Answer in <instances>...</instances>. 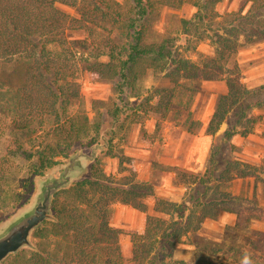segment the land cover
Wrapping results in <instances>:
<instances>
[{
    "label": "trees",
    "instance_id": "16d2710c",
    "mask_svg": "<svg viewBox=\"0 0 264 264\" xmlns=\"http://www.w3.org/2000/svg\"><path fill=\"white\" fill-rule=\"evenodd\" d=\"M221 1L130 0L125 9L113 0L64 1L76 13L71 16L58 9L55 0H0V139L7 130L27 138L31 149L37 147L33 155L25 156L35 159L28 173L42 176L57 163L56 158L67 157L75 147L98 142L99 123L90 121L85 113L67 112L70 101L79 96L80 74L113 83L115 103L109 118L120 129L126 120L138 123L141 113L147 114V101L149 104L152 98L136 106L130 102L138 98L136 84L147 70L165 73L174 90L182 87L178 80L224 81L227 91L217 99L206 126V134L214 136L232 109L239 108L249 95L238 64L229 63L239 38L205 34L209 29L206 23L221 18L216 12ZM246 1L251 15L264 13V0ZM183 4L195 9L189 19L181 20L179 37L184 38L183 48L179 51L175 46L179 37L147 44V19L160 8H179ZM251 15H239L237 26L252 25L255 37L264 39V18L258 16L252 21ZM252 41V37L245 38L246 43ZM202 42L217 47L215 58L207 63H199L193 56L196 44ZM167 104L153 106L155 113L160 109L168 112ZM263 105L257 102L240 107L244 130H226L224 137L251 133L258 117H247L245 110ZM15 155L14 150H9L6 156H0V181L6 180L5 164ZM214 155L210 156L211 166L216 163ZM230 166L219 180L229 183L235 178H257L248 165L234 161ZM130 173L129 178L108 175L97 158L87 177L54 195L53 220L44 222L33 233L35 250H22L7 258L5 264H187L171 260L174 246L194 235L205 220L216 219L226 211V203L235 199L224 193L223 200L190 197L174 203L156 197L150 183ZM212 174L206 170L204 178L194 179L190 185H203L207 193ZM28 181L27 195L32 191V180ZM1 195L0 185V200ZM148 201L153 203L154 214L146 216L142 233L130 235V257L124 259L118 242L120 231L109 223L112 208L122 204L145 212ZM22 202L17 200L11 210ZM254 209L255 214L248 218L246 209L240 206L231 210L236 216L234 228L247 229L252 219L262 220L259 210ZM254 236L259 242L264 239V233L255 232ZM249 247V251L230 250L222 262L199 258L194 264H264L260 255L263 247L251 243Z\"/></svg>",
    "mask_w": 264,
    "mask_h": 264
},
{
    "label": "rangeland",
    "instance_id": "374dc122",
    "mask_svg": "<svg viewBox=\"0 0 264 264\" xmlns=\"http://www.w3.org/2000/svg\"><path fill=\"white\" fill-rule=\"evenodd\" d=\"M55 1L58 9L71 16H76L74 9L63 4V2L76 1V3H80L82 0ZM113 1L122 4L124 9L130 2V0ZM216 10L221 18H216L206 23L209 25L208 28L211 30L210 32L207 31L209 29H206V31L203 30L205 34L209 36L215 33L226 38L230 36L239 38L236 53L232 56L229 63H232V61L237 63L238 54L242 53L245 59L243 68L255 63L257 66H264V39L255 37V30L252 25L249 26L239 23L240 25L237 26V18H239V15L244 17L251 15L249 12L250 4L246 0H222ZM192 12L193 8L186 4L179 8H160L147 19L145 42L147 44L158 43L161 39L166 37H179L181 20L189 19ZM258 16L264 18V13H253L251 15V20L255 21ZM249 37H252L253 41L251 43H246L245 38ZM179 38L175 46L180 51L184 45V38L182 36ZM215 52H217L216 45L210 42H202L196 44V52L192 55L197 62L207 63L215 58ZM249 52L256 56L253 61H248L250 57ZM223 64L228 65L227 62ZM240 71L243 77L241 68ZM178 81L182 87L174 90L171 79H169L165 73H156L147 70L136 84L135 94L139 95L138 98L130 100L133 106H136L143 102L144 99L147 98V100H151L152 98L149 103L151 105H149L147 101V114L144 115L141 113L138 123L130 124V121L126 120L122 128L118 129V125L111 123L109 118V112L115 103L113 83L109 80H91L86 73L82 72L77 81L79 96L70 101L67 112L69 114L85 113L90 121L101 125L99 134L105 129L112 130L111 132L113 135L110 141V149L107 148V150L101 152L98 156L100 164L106 174L129 178L131 175L130 172H133L134 177L137 179V165L140 163L143 169L147 170V173L144 172V174L146 175L145 177L149 175L148 183L151 184L154 195L157 196L160 191L165 192L170 198L174 199L168 200L170 202L181 203L183 200H188L190 197L200 198L206 201L223 200L222 195L224 193H230L235 199L233 202L226 203L225 212H232L231 210L240 206L242 209H246L245 217L248 218L251 214H255L254 212L256 210L254 206L259 210L258 216H260L262 220H259V222L252 219L249 221L247 229H236L234 227L223 226L219 222H215L216 219H214L215 225H213L214 223L208 220L209 222H206L204 226L201 225L198 232L183 241V243L178 244V247L176 245L174 246L171 251V260H177V258L183 257L185 260H188V262H193L199 258H207L217 263L222 262L223 258L229 255L230 250L234 248H237V250L244 249V251H249L250 243L257 244L264 249V239L259 242L254 236L255 232L264 233V223L261 224V221L263 222L264 220V158L257 168L252 167L251 169L256 170L257 179L254 180L256 189H251V184L242 182L239 193H236L239 190V183L233 184L232 182L230 185L223 180H219V176L229 168L230 163L234 161L240 162L237 160V155L234 154L235 147L230 144L228 138L224 137V132L226 130L229 132L244 130V121L240 123V109H244L247 104L253 106L257 102L264 103V84L249 87L254 86L255 80L249 85L243 82L245 88L249 91V95L246 97L245 101L240 104L241 108L235 107L227 116L225 122L222 124L223 135L217 136L212 140L211 149L206 159V168L213 173L211 181L207 182V186L211 190L204 193L203 185L194 186L190 184L194 179L204 178L205 172L192 174L180 167H172L159 163L161 157L166 159L171 155V153L168 155L166 149L163 148V144L167 142V140L163 142V135L166 133L172 134V136L181 133H188L191 135L197 134L198 131H200V122L198 119L204 117V107L211 102V100L216 103L217 99L225 94H222L219 88L220 84L223 85L225 83L224 81L191 79L187 81ZM213 83L216 85H211ZM215 94L217 95L216 98L213 97ZM156 98L161 99L158 101ZM159 103H169L167 104L168 112H164L160 109L158 111L159 113H155L153 106H157ZM245 112L247 117H258L254 128L258 126L261 128L262 132H264L263 116L255 115L252 108L247 111L245 110ZM30 145L27 138L11 130H7L0 139V156H6L9 150H14L16 152L14 158L5 164L4 172L6 180L0 181L2 191V200H0V224L13 215L18 209L29 203L34 192V180L37 176L30 175L28 171L31 163L34 162L35 159H27L25 156H30V154L33 155L37 147L34 146L33 149H31ZM85 147L89 146L87 145ZM23 152L26 153L22 155ZM213 153H215L214 161L216 163L211 166L209 162L210 156ZM59 166L60 163L57 162L48 171ZM48 171H46L45 174H47ZM28 180H32V191L27 195ZM171 180L174 188L177 187L176 189L172 187L168 189V187L171 186ZM167 183L170 184V186L166 185ZM235 184L236 186L233 188ZM182 186L187 189L184 190L183 193H180L179 189ZM157 197L162 198L159 196ZM17 200L23 202L11 210V207ZM128 207L131 208L130 206ZM113 210L112 216L110 217V225L112 228L120 231L118 238L120 250L124 259H128L131 250L130 235L132 233H142V231H135L133 227H130V223L124 222V218H129L128 220L132 221L133 226H138L140 216H142V221H145L146 216L153 215L152 204L150 201L147 202V210L145 212H140L133 208L130 209L131 213H129V209H125L127 211H122L120 213L116 209ZM250 210L253 211L250 212ZM32 243H34L33 235ZM158 255L159 258H161L160 252H158ZM252 255L255 257L258 256L257 253H252ZM260 255L263 257L264 262V251ZM3 264H5V261Z\"/></svg>",
    "mask_w": 264,
    "mask_h": 264
},
{
    "label": "crops",
    "instance_id": "0c3cea01",
    "mask_svg": "<svg viewBox=\"0 0 264 264\" xmlns=\"http://www.w3.org/2000/svg\"><path fill=\"white\" fill-rule=\"evenodd\" d=\"M220 3H218L217 6ZM183 5H185V4H183ZM186 5L190 6L189 4H186ZM217 6H216V8H217ZM191 8H193V7H191ZM194 12H195V9L193 8V12H192L191 16L193 15ZM249 56L250 57H249L248 61H250V60L253 61L256 57L254 54H251V52H249ZM244 62H245L244 56H242V53H239L237 63L240 66L239 68H241V70L243 71V77H244L242 79L243 82H245L247 85H249L253 82V80H255V83L253 84L254 86H249V87H255V86L264 84V79H263L264 78V66H262V65L257 66L255 63L253 65H249L246 68H243ZM211 85L215 86L216 84L213 83ZM219 88L221 89L222 94L226 93L227 89H226L225 84H223V85L220 84ZM216 96H217L216 94L213 95V97H215V98H216ZM214 107H215V101H213V100H211V102H209L204 107V110H205L204 117L203 118L201 117L198 119L200 122V131H198L197 134L191 135L188 133H181L179 135L172 136V134L166 133L165 135H163V138H164L163 142H165V140H167V142L163 144V148L166 149V151L168 152V155H170V153H171V155L166 159H163L161 157L159 163L164 164V165H168V166H172V167H180V168L184 169L185 171H188L192 174H200L202 172H206V170H207L206 159H207V156H208L209 151L211 149L212 140H213V138H215L217 136L223 135L222 134V129H223L222 125H221L219 131L214 136H210V135L206 134V126H207V124L211 118V115L214 111ZM253 113L255 115H261L264 118V105L262 107L254 108ZM228 140H229L230 144L233 147H235V153L234 154L237 155V160H239L241 163H244L245 165H248V166L254 167V168H257L261 164V160H263V158H264V132H262L261 128H259L258 126L255 127L251 133H249L248 135H246L244 137H242L238 134L232 135L231 137L228 138ZM185 144H186V146H185ZM186 152H187V154H186ZM162 159H163V161H162ZM137 167H138L137 179L141 180V181L148 182L149 175H147V177H145L146 175L144 174V172L147 173V170L143 169V166L140 163H139V165H137ZM148 169H149V167H148ZM149 171H150V169H149ZM255 172H256V170H255ZM171 179H173V178H171ZM256 179L257 178H253V177L235 178V179L231 180L229 182V184L231 185L232 182H233V184L239 183V190H238V192H236V193H239L242 182H245L246 184L249 183V184H251V189H256V187H255L256 185L254 183V180H256ZM170 184H171V186H170ZM170 184H168V183L166 184V185L170 186V187H168V189H171V187L173 189L177 188V187L174 188V186L172 185V180H171ZM235 186H236V184L233 185V188H235ZM186 189L187 188L182 186V187H180L179 191H180V193H183V191ZM157 196L162 197L163 199H167V200H174V199L170 198L167 193L161 192V191L159 192V194ZM178 200H181V199H178ZM150 203L152 204V209H153L152 201H150ZM174 203H178V202H174ZM113 209L118 210L119 213L122 211H127L125 209H129L128 211H129V213H131L130 212L131 208H129L127 205L115 204L112 208L111 214L114 211ZM152 212H153V210H152ZM153 214H154V212H153ZM128 219L129 218H124V222L130 223L131 228L133 227L134 230L137 232L143 231V229L145 227V221H142V216H140V218H139L140 222H139L138 226H136V225L133 226L132 221L128 220ZM208 220L211 223H214V220L207 219L202 223V225L204 226L206 224V222H209ZM255 221H259V220H255ZM215 222H217V223L219 222L223 226L234 227L235 223H236V216L232 212L222 211L217 216ZM109 223H110V219H109ZM263 223H264V220H263V222L261 221V224H263ZM213 225H215V223ZM176 246L178 247L179 245L176 244ZM177 261H184L187 264H194V262H195V260L193 262H188V260H185V258H183V257L177 258Z\"/></svg>",
    "mask_w": 264,
    "mask_h": 264
},
{
    "label": "water",
    "instance_id": "95a60500",
    "mask_svg": "<svg viewBox=\"0 0 264 264\" xmlns=\"http://www.w3.org/2000/svg\"><path fill=\"white\" fill-rule=\"evenodd\" d=\"M111 131L105 129L98 142L89 147H75L67 157L57 158L55 161L60 163L59 167L36 177L29 203L0 224V264L22 250H35L32 235L44 222L53 220L54 195L89 175L99 154L107 150Z\"/></svg>",
    "mask_w": 264,
    "mask_h": 264
}]
</instances>
